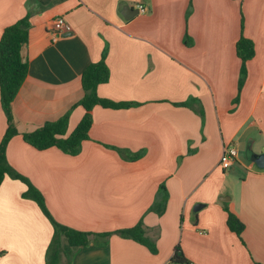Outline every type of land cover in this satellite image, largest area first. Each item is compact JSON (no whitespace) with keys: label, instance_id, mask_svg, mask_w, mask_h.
<instances>
[{"label":"crops","instance_id":"0c3cea01","mask_svg":"<svg viewBox=\"0 0 264 264\" xmlns=\"http://www.w3.org/2000/svg\"><path fill=\"white\" fill-rule=\"evenodd\" d=\"M28 14L29 73L7 157L59 223L93 234L81 248L62 236L60 264L72 250L73 264H171L175 238L190 264H264V169L250 157L264 153V0H0V40ZM60 17L72 31L56 38ZM242 31L255 56L240 91ZM104 53L110 80L98 95L132 106H96L78 155L26 143L22 134L67 113V136L76 129L82 75ZM6 130L0 97V142ZM227 147L238 158L224 169ZM162 187L168 204L158 215L150 208ZM26 189L10 176L0 187V264H47L54 228ZM229 212L245 226L240 237ZM140 222L157 254L115 234ZM108 233L105 244L95 236Z\"/></svg>","mask_w":264,"mask_h":264},{"label":"trees","instance_id":"16d2710c","mask_svg":"<svg viewBox=\"0 0 264 264\" xmlns=\"http://www.w3.org/2000/svg\"><path fill=\"white\" fill-rule=\"evenodd\" d=\"M30 28V15L28 14L16 24L5 28L0 40V97L2 108L7 116V130L0 142V187L7 176L20 180L26 185L27 189L24 197L32 199L38 204L54 228V235L46 256L47 264H60L62 255L64 254L62 236L67 238L72 248H81L91 242V236L93 234L76 230L59 223L49 211L43 193L25 176L18 173L10 165L7 157L9 143L15 136L20 134L14 118L13 102L29 73V64L23 55V50L29 41ZM236 53L242 63L239 80V90L241 91L247 76L246 64L255 56L254 42L247 38L243 31L236 44ZM109 80L110 69L106 63V53H104L103 58L99 62L89 65L82 75V86L85 95L80 101V105L85 109V115L76 129L67 136L69 124V113H67L56 122L46 123L34 132L22 134L24 141L40 151L58 148L70 155L75 156L80 154L82 143L90 138L89 132L93 124V111L96 106L113 109L129 108L132 106L131 103L115 102L101 98L98 95V87L109 82ZM238 100L239 98L235 102ZM118 151L123 154L122 150L118 149ZM138 157H140V154L130 159L136 160ZM167 204L168 195L165 188L162 187L150 211L162 215L166 211ZM227 223L230 230L240 237L245 228L243 222L235 214L229 212ZM112 234L114 233L97 234L95 236L101 238V244H105L107 238ZM115 234L143 244L153 254L158 253L155 241L148 238L145 234L143 222H140L133 228L117 231ZM170 263L190 264L180 246L176 249Z\"/></svg>","mask_w":264,"mask_h":264},{"label":"built area","instance_id":"2783aa9c","mask_svg":"<svg viewBox=\"0 0 264 264\" xmlns=\"http://www.w3.org/2000/svg\"><path fill=\"white\" fill-rule=\"evenodd\" d=\"M139 12L141 14H146L148 9L143 4L138 6ZM50 30L53 32L54 36L57 38L61 34H65L72 31L71 25L60 17L52 22ZM238 158V150L236 147H227L224 149L220 164L224 169L229 168Z\"/></svg>","mask_w":264,"mask_h":264},{"label":"water","instance_id":"95a60500","mask_svg":"<svg viewBox=\"0 0 264 264\" xmlns=\"http://www.w3.org/2000/svg\"><path fill=\"white\" fill-rule=\"evenodd\" d=\"M128 10L130 12H134L135 10H132L131 8H128ZM137 14V13H135ZM135 14H133L131 17H133ZM125 17L127 18V16L125 15ZM251 160L261 169H264V153L263 154H257V153H253L251 156ZM199 207L202 206H197L195 209L198 210Z\"/></svg>","mask_w":264,"mask_h":264},{"label":"rangeland","instance_id":"374dc122","mask_svg":"<svg viewBox=\"0 0 264 264\" xmlns=\"http://www.w3.org/2000/svg\"><path fill=\"white\" fill-rule=\"evenodd\" d=\"M253 154V153H252ZM251 157V156H250ZM222 158V157H221ZM221 161V160H220ZM169 239H174V238H169ZM176 239H177V241H176ZM97 240V239H96ZM181 240H182V238H175V246L173 245V252H172V255H173V253L176 251V249L180 246L181 247ZM174 243V242H173ZM182 249V248H181ZM73 252H69V254H68V263L69 264H73V261H74V259H75V256H76V251L75 250H72Z\"/></svg>","mask_w":264,"mask_h":264}]
</instances>
